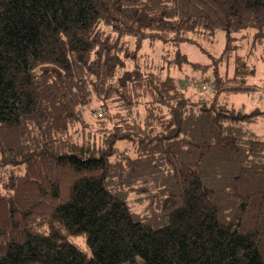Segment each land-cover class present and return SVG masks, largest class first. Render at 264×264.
I'll return each mask as SVG.
<instances>
[{"label": "trees", "instance_id": "obj_1", "mask_svg": "<svg viewBox=\"0 0 264 264\" xmlns=\"http://www.w3.org/2000/svg\"><path fill=\"white\" fill-rule=\"evenodd\" d=\"M219 31L220 61L264 46V0H0V264H264V109L229 101L252 69L208 82L178 49Z\"/></svg>", "mask_w": 264, "mask_h": 264}, {"label": "rangeland", "instance_id": "obj_2", "mask_svg": "<svg viewBox=\"0 0 264 264\" xmlns=\"http://www.w3.org/2000/svg\"><path fill=\"white\" fill-rule=\"evenodd\" d=\"M240 37L234 41V51L231 53L230 59L227 61H220L217 57L222 52L225 46V38L223 32H216L214 36H207L202 38L198 46L189 43L180 44L178 49L181 53L186 55V59L189 62L197 63L201 65H207L205 67V73L203 76L208 78V82H211L215 77V72L223 77H231L233 72L234 55L237 53L240 56L245 57V61L252 69L251 76H248L245 80L247 85L254 87L256 90L252 92H244L238 94H232L229 101L236 107H240L243 112H250L255 108L264 109V46L251 47L253 42V34L251 31L240 32L235 34V37ZM133 42V40H131ZM174 48L170 46H164L160 43L148 44L144 43L140 48V55L142 65H145L150 71L158 74H170L174 77H178L181 82L191 81V85L187 88L195 89L194 92L199 90V85H203L200 82L193 84V80L203 77L200 71H194L187 63H183L181 66H177L173 61ZM217 59V60H216ZM215 61V62H214ZM201 90V89H200ZM203 91V90H202ZM205 91V90H204ZM141 113V110L138 109ZM86 121L90 125L94 124L96 129L94 115L89 114L87 111ZM250 129L258 136L264 135V118H259L255 123L250 125ZM121 143H117L116 147H119ZM127 145V144H126ZM135 196L129 197V204L135 211H141L143 203H135ZM83 240L77 239L76 242L82 245ZM84 247V245H83ZM85 249V248H84Z\"/></svg>", "mask_w": 264, "mask_h": 264}, {"label": "built area", "instance_id": "obj_3", "mask_svg": "<svg viewBox=\"0 0 264 264\" xmlns=\"http://www.w3.org/2000/svg\"><path fill=\"white\" fill-rule=\"evenodd\" d=\"M182 84H183V86L189 87L192 83H191V81H183ZM199 88L201 90H206L207 89V86H205V85H199Z\"/></svg>", "mask_w": 264, "mask_h": 264}, {"label": "water", "instance_id": "obj_4", "mask_svg": "<svg viewBox=\"0 0 264 264\" xmlns=\"http://www.w3.org/2000/svg\"><path fill=\"white\" fill-rule=\"evenodd\" d=\"M227 36H229L228 32H227Z\"/></svg>", "mask_w": 264, "mask_h": 264}]
</instances>
